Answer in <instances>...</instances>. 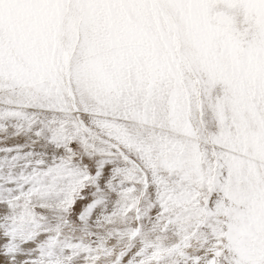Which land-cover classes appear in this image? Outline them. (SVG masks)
<instances>
[{"label":"snow or ice","instance_id":"snow-or-ice-1","mask_svg":"<svg viewBox=\"0 0 264 264\" xmlns=\"http://www.w3.org/2000/svg\"><path fill=\"white\" fill-rule=\"evenodd\" d=\"M0 264H264V0H0Z\"/></svg>","mask_w":264,"mask_h":264}]
</instances>
